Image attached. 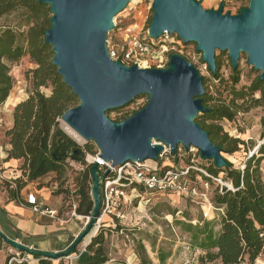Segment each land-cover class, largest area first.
Listing matches in <instances>:
<instances>
[{
	"label": "rangeland",
	"instance_id": "374dc122",
	"mask_svg": "<svg viewBox=\"0 0 264 264\" xmlns=\"http://www.w3.org/2000/svg\"><path fill=\"white\" fill-rule=\"evenodd\" d=\"M15 1L17 2L11 6L13 9L0 16V35L2 31L9 29L15 37L14 44L21 47H26L30 38L37 51L34 58L23 52L17 62L10 64L4 62L6 65H2L1 52L9 38H0V155H3L5 147L6 152L11 150L9 144L24 149L31 137L36 139L41 133L47 136L46 143L52 152L57 146L55 139L58 136L55 135H64L66 139L76 144L74 149L79 148L83 153L87 152L86 149L93 148V144L86 143L79 136V142L73 139L65 131L68 127L61 120L62 114L76 107L79 101L76 98L64 102L69 92L63 88L62 78L57 74V68L52 65V47L49 45L47 48L42 47L44 32L48 29L52 16L48 5L38 6L37 0ZM196 1L200 2L205 10H217L220 3H223V14L229 12L230 15L237 14L249 3V0ZM152 14L150 0H131L114 16L113 29L107 33V41L114 39L119 41L123 30L135 23L144 22L145 25H149ZM186 51L190 52L187 58L181 56L193 64L203 77L202 84L207 95L206 107L218 111L215 117L202 116L203 124L214 131L213 138L221 143V156L230 165V170L226 167L221 168V171H227L228 174L221 172L214 176L221 181L209 184L207 197L202 201L178 195L169 198L146 195L141 198L134 197L135 192H127L126 197H131L129 203L122 207L112 220L104 218L98 231L94 233L92 230L93 234L85 238L90 239L88 244H85L84 240L70 259L50 261V264H78L79 259L76 257L80 252H86L94 235L99 237V244L93 247L95 250L93 259L97 264H139V259L134 253L138 241L146 246L152 264H159L156 252L168 255L163 264H230L227 260L229 253L238 257L236 253L238 248L217 246L218 239L224 232V226H220L219 220V209H222L223 205L217 202L222 203L232 198L222 191V188L233 191L227 176L233 177L236 181V175L244 172L253 179L256 187L264 186V83H257L261 71L247 65L246 55L240 53L235 73L227 52L216 50L215 63L218 65L219 79H215L204 69L201 53H198L195 44L186 45ZM1 91H5V94ZM3 96L6 99L2 103ZM147 99V95L137 96L121 108L106 111L105 116L111 121L119 122L143 108ZM17 106L19 114L15 115ZM220 111L223 114H220ZM60 154L63 159L65 158L63 174L59 177V173L52 172L44 178L49 186L56 185L57 191H61L67 183L76 185V182L87 174L86 169L76 171L68 162L66 163L69 159L68 149L58 155ZM11 156L15 157V154L6 156V161L18 160L10 158ZM147 162L152 167L157 163L153 160ZM17 163L20 167L25 164L22 160ZM175 164L183 166L186 161L176 160ZM211 164L213 162L210 160L196 157V168L205 169ZM23 172L22 175L25 177ZM198 179L195 178L194 181L202 193V182L199 177ZM87 180L88 196L91 200V178L88 176ZM29 181L31 180L26 176L19 186H24ZM77 188L79 190L78 186ZM138 190L143 192L140 188ZM232 191L230 193H233ZM59 217L67 219L64 212ZM205 231L213 233V238L211 239L207 233L204 234ZM209 242L211 246L204 247ZM7 248L8 245L0 240V264L6 262ZM96 252H103L104 255H97ZM32 259H35V264L40 260L37 257ZM240 260L242 262H239ZM235 261H238L236 264H264V248L252 259L239 257Z\"/></svg>",
	"mask_w": 264,
	"mask_h": 264
},
{
	"label": "water",
	"instance_id": "95a60500",
	"mask_svg": "<svg viewBox=\"0 0 264 264\" xmlns=\"http://www.w3.org/2000/svg\"><path fill=\"white\" fill-rule=\"evenodd\" d=\"M131 0H37L48 5L52 14L44 43L52 47V65L62 82L79 101L61 116V120L86 143L96 144L99 156L111 166L126 162L157 160L162 145L174 152L178 144L192 146L201 160H210L217 169L228 162L208 133L195 122L208 111L202 104L205 93L199 70L182 56L172 53L168 66L139 68L112 61L107 51V33L113 29L114 16ZM149 36L158 38L164 31L176 34L183 43H194L201 61L211 74L216 73L215 51L227 52L231 68H237L240 53L246 63L261 71L264 81V0H249L237 14L205 10L196 0H152ZM147 95L143 108L114 122L105 116ZM71 157L82 158L76 148ZM96 164L89 168L92 209L88 221L71 243L58 251H39L28 247L0 230V240L17 252L39 259H69L78 245L95 228L101 209L100 185L109 171L99 175Z\"/></svg>",
	"mask_w": 264,
	"mask_h": 264
},
{
	"label": "built area",
	"instance_id": "2783aa9c",
	"mask_svg": "<svg viewBox=\"0 0 264 264\" xmlns=\"http://www.w3.org/2000/svg\"><path fill=\"white\" fill-rule=\"evenodd\" d=\"M150 1L152 2V0ZM148 26L144 22L135 23L132 27L123 30L119 41H116V39L108 40L106 45L110 59L120 61L126 66L135 64L139 68L163 69L168 66L169 56L172 53L184 57L190 54L189 51H186V45L194 43L185 44L178 39L176 34H170L167 31H164L158 38H152L149 36ZM204 69L208 70L206 64H204ZM91 143L93 144L92 152H84L83 157L79 159L69 157L66 163L68 162L76 171L83 169L89 171V168L94 164L98 166L99 175L107 170L109 171L106 180L100 185L101 209L96 226L93 229L94 233L98 231L104 218L112 220V217L117 216L119 210L129 203L131 197H126L127 192H135L134 197L141 198L146 195H161L168 198L172 195H178L191 200L202 201L207 197L209 184L213 181L219 183L221 181L211 175L206 168H196L195 160L196 157L200 159V156L198 150L192 146L189 150H185L181 144H178L175 151L171 152L168 146L153 141V145H162L163 147L157 160H155L157 163L154 167L148 164V160L144 162L129 161L112 167L111 162H106L100 158L99 149L95 143ZM176 160L186 161V164L176 166ZM198 177L202 182V193L194 181ZM14 178H8L7 180L12 184ZM1 179L3 177L0 175ZM139 188L143 192L139 191ZM63 189L66 192V199L61 206L62 212L67 216V219L74 218L82 221L83 228L88 221V216L77 215V208L82 199L77 185H68L67 183ZM27 203L32 205L35 213L49 217L51 220L57 222L67 220L60 218L57 211L40 204L33 194L27 195ZM219 210L221 212V209ZM6 253L5 264H28L32 259L28 254L17 252L10 246H8ZM81 253L76 257L77 259Z\"/></svg>",
	"mask_w": 264,
	"mask_h": 264
},
{
	"label": "trees",
	"instance_id": "16d2710c",
	"mask_svg": "<svg viewBox=\"0 0 264 264\" xmlns=\"http://www.w3.org/2000/svg\"><path fill=\"white\" fill-rule=\"evenodd\" d=\"M16 2L17 1L15 0H0V16L6 12L11 11V9H13L11 8V6H13V4ZM37 5L42 6L39 3H37ZM49 27L50 24L48 25V28ZM0 38H9L1 52V58L3 61L1 62L2 65H6V63L10 64L17 62L21 58L23 52L28 53L31 57L34 58L37 49L34 47L32 39L29 38L27 40L28 42L26 44V47H21V45L14 44L15 37L9 29L2 31ZM42 47H49L47 44L44 43V39L42 40ZM51 67L54 68L53 66ZM233 72L236 73L237 68L234 69ZM211 76L215 79H219L217 62L216 73L211 74ZM257 83L261 84L264 83V81H261L258 78ZM62 86L67 90V92H69L68 94H66L64 102H69L70 100L77 98L75 95L72 94L71 90L64 83H62ZM5 91H1V93L5 94ZM206 96L207 95L205 92L202 96V104L203 106H205L206 109H208V111L202 113L201 115H198L195 119V122L199 124L204 131L208 133L210 141L214 145L219 147L222 151V145L219 140L213 138L214 131L208 129V127L204 126L203 124L204 119L202 116L205 115L215 117L218 114V111H216L215 109L206 107ZM4 97L5 96H3L2 103L5 102L6 98ZM18 107L19 106L15 108V115L16 113L19 114ZM220 112V114H223L222 111ZM55 136L58 137L55 139L57 146L54 152L49 149V146L46 143L47 136L45 137V133H41L36 137V139L31 137L28 144L23 147L24 149H21V146L14 147L13 144H9L11 150L7 151V156H9L10 154H15V157L11 156L10 158L20 159L25 162V164L23 163V165L21 166V169L27 171V178L31 181L49 172L59 173V177H61L64 172L65 158L63 159V157H61V154H58L68 149L67 157H71L70 153L76 147V144L66 139L64 135ZM86 151L92 152V147L86 149ZM71 158L79 159L77 157ZM227 168L230 170L229 163ZM206 169L213 176H217L221 172L228 174L227 171L225 172L221 171V169L215 168L213 164H211L210 167ZM86 173L87 174L84 175L85 177L83 176L80 181L76 182V185L79 187V191L81 193L82 198L81 203L77 208V213L81 215H89L92 209V202L90 200V197L88 196L89 191L87 190V179L89 176V171L87 170ZM227 180L233 186V191L225 190L224 188H222V191H225V193L232 196V198L222 203H220L219 201L217 202V204L223 205L222 209L220 208L221 212L219 214V220L220 226H224V232L219 237L217 246H228L238 248V250L236 251L238 257H235L231 253L227 255V260L229 261V263L236 264L238 262L235 261L236 258L237 260L239 257H248L252 259L260 252V250L264 248V186L258 185L256 187V184L254 183L253 179L246 176L244 172L243 174L236 175V181H234L233 177L228 176ZM256 189L258 191H256ZM231 191L233 193H230ZM207 227L209 231V226ZM208 231H205L204 234L207 233V235H209V237L212 239L213 233L211 234ZM98 240L99 237H93L90 245L87 246L86 252H82L79 255L78 264H97L93 259V256H95V250H93V247H97V245L99 244ZM209 246H211L210 242L204 245V247ZM136 253L141 259V264H151L150 261L141 253L140 249L136 248ZM97 255H104V253L98 252ZM165 256H161L159 258L161 262L164 260ZM239 262L242 261L240 260ZM38 264H50V261L40 259L38 261Z\"/></svg>",
	"mask_w": 264,
	"mask_h": 264
},
{
	"label": "crops",
	"instance_id": "0c3cea01",
	"mask_svg": "<svg viewBox=\"0 0 264 264\" xmlns=\"http://www.w3.org/2000/svg\"><path fill=\"white\" fill-rule=\"evenodd\" d=\"M5 150L7 147L4 148L3 155H0V175L3 177L0 180V230L7 237L39 251L64 249L81 231L82 221L70 218L63 222H57L35 213L32 205L27 203V195L33 194L44 207L63 215L61 206L66 199L65 190L57 191L56 185L51 187L48 181L44 180L45 176L52 172L29 181L24 186H19L21 180H25L27 171L22 170L17 163L21 161L20 159L6 161L7 152ZM22 171H24L25 177L22 175ZM13 177L15 178L10 184L7 179ZM89 241L90 239L85 240V244H88ZM136 248L140 249L141 253L152 264L146 246L141 241L135 245V255H137ZM156 256L159 264H163L168 255L165 256L161 252H156ZM161 256H165L162 262L159 259ZM137 257L139 264H141V259L138 255ZM34 260L31 259L28 264H35Z\"/></svg>",
	"mask_w": 264,
	"mask_h": 264
},
{
	"label": "bare ground",
	"instance_id": "6f19581e",
	"mask_svg": "<svg viewBox=\"0 0 264 264\" xmlns=\"http://www.w3.org/2000/svg\"><path fill=\"white\" fill-rule=\"evenodd\" d=\"M65 131L73 138V139H75L76 141H80L79 140V138H78V136L73 132V131H71L70 129H68V128H65ZM93 234V232H91L90 233V236ZM88 237V236H87ZM87 237H86V239H87Z\"/></svg>",
	"mask_w": 264,
	"mask_h": 264
},
{
	"label": "flooded vegetation",
	"instance_id": "af4514ba",
	"mask_svg": "<svg viewBox=\"0 0 264 264\" xmlns=\"http://www.w3.org/2000/svg\"><path fill=\"white\" fill-rule=\"evenodd\" d=\"M79 149V148H78ZM73 151V150H72Z\"/></svg>",
	"mask_w": 264,
	"mask_h": 264
}]
</instances>
